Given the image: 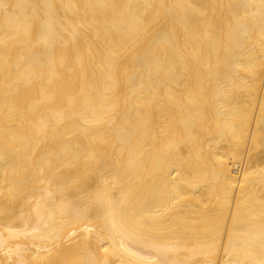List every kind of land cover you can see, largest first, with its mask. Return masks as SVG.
<instances>
[{
  "label": "bare ground",
  "instance_id": "bare-ground-1",
  "mask_svg": "<svg viewBox=\"0 0 264 264\" xmlns=\"http://www.w3.org/2000/svg\"><path fill=\"white\" fill-rule=\"evenodd\" d=\"M0 264H264V0H0Z\"/></svg>",
  "mask_w": 264,
  "mask_h": 264
}]
</instances>
